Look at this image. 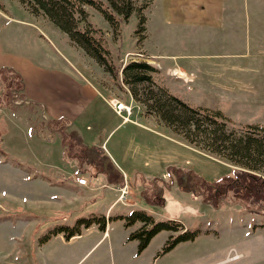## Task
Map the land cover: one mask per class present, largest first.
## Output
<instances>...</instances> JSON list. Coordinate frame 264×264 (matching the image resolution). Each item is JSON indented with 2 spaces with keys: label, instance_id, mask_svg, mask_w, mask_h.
Wrapping results in <instances>:
<instances>
[{
  "label": "rangeland",
  "instance_id": "obj_1",
  "mask_svg": "<svg viewBox=\"0 0 264 264\" xmlns=\"http://www.w3.org/2000/svg\"><path fill=\"white\" fill-rule=\"evenodd\" d=\"M89 10L109 40L120 68L118 77L72 44L68 33L50 18L31 12L20 0H0V68L19 72L28 90L46 102L52 93L84 95L80 89L87 90L91 82L105 85L113 92L107 97H120L131 105L129 117L136 120L134 113H145L144 105L127 101L121 66L141 50L189 71L193 79L187 82L166 72L167 66L157 74L189 104L222 110L234 123L231 129L248 122L264 124V0H152L144 9L147 29L139 45L137 13L121 23L115 36L103 14L93 7ZM62 54L87 78L78 71L80 77L71 73ZM3 84L0 80V264H264V206L234 196L232 189L223 198L209 199L205 192H196L190 180L182 179L193 169L208 182L218 181L213 188L222 190L220 179L235 175L241 166L190 143L153 115L148 120L159 127L160 137L133 133L122 124L107 139L129 173L128 177L122 172L124 177L131 181L126 197L116 201L118 185H102L100 176L99 187L90 183L94 171L107 164L116 166L104 154L105 147H92L105 156V166L96 167L90 158L72 163L64 156L61 136L41 127L45 118L40 106L27 102L19 91L12 96ZM102 107L92 104L89 113L95 114L91 124L103 127L98 133L106 135L120 118L114 114L113 124L103 126L99 112H110V107ZM79 164L88 185L79 186L69 177L78 176ZM171 165L185 171L179 180L176 173H169ZM143 189L149 196L159 189L163 199L147 202ZM136 208L146 209L157 220L179 219L185 229H162L139 251V240L129 234L141 222L128 226L126 216H121ZM82 216L94 220L88 226L77 223ZM63 224L70 228L62 229ZM186 230L192 237L168 244Z\"/></svg>",
  "mask_w": 264,
  "mask_h": 264
},
{
  "label": "trees",
  "instance_id": "obj_2",
  "mask_svg": "<svg viewBox=\"0 0 264 264\" xmlns=\"http://www.w3.org/2000/svg\"><path fill=\"white\" fill-rule=\"evenodd\" d=\"M31 12L50 18L62 30L68 33L72 44L82 47L85 52L96 59L104 70L118 77L120 68L115 63L109 40L105 36L102 27L96 25L91 19L89 8L99 10L109 21L112 32L119 36L121 23L128 21L133 13L139 16V27L136 34L139 42L146 36L144 9L152 0H20ZM138 54V55H137ZM137 56L127 60L121 66V77L135 100L144 105L146 114L155 115L174 132L182 135L187 141L200 148L220 156L233 164L242 167L235 175H226L222 181L224 188H213L218 181L208 182L193 169L188 170V177H182L184 181L190 180L195 191L205 192L209 199L218 200L226 196L230 189L234 196L252 200V203L264 206V124L260 122L242 124L240 129H231L227 115L220 109L211 106L191 105L180 98L170 88L158 79L160 68L150 61L148 53L137 51ZM0 80L4 88L12 96L18 94L25 96L24 81L22 75L13 68H0ZM11 103L14 101L9 99ZM39 105L38 103H35ZM40 106V105H39ZM42 110V109H41ZM43 114V111L41 112ZM43 117L45 118L44 114ZM69 121L65 118H47L41 127H47L61 137V144L66 148L64 156L82 160L92 159L91 164L96 167L105 166L103 156L94 152V148L87 145L77 130H68ZM59 124H62L59 126ZM105 157V156H104ZM170 174L176 173V179L185 173L183 168L173 166L168 168ZM84 170L78 165V176ZM110 183L121 186L125 182L124 174L116 167L105 166L103 170ZM92 174H90V177ZM186 178V179H185ZM179 186L186 188L187 185L177 182ZM120 184V185H119ZM172 184V182H171ZM186 189H191L186 188ZM146 196V201L156 198L159 201L161 191ZM145 198V197H144ZM223 198V197H222ZM151 202V201H150ZM126 216L127 225L137 221L141 226L131 231L130 238L139 240V251L143 250L151 239L162 229L181 230L185 229L183 221L176 218L157 220L154 214L144 208H136L129 216ZM94 218L80 217L77 223L90 225ZM107 218L104 217L102 226H105ZM62 229L68 230V224L61 225ZM79 227L77 228V230ZM51 233V232H50ZM74 233L70 229L69 235ZM188 230L180 233L168 244L192 237ZM49 236V235H48ZM172 236V235H171ZM47 237V236H44ZM167 244V245H168Z\"/></svg>",
  "mask_w": 264,
  "mask_h": 264
},
{
  "label": "crops",
  "instance_id": "obj_3",
  "mask_svg": "<svg viewBox=\"0 0 264 264\" xmlns=\"http://www.w3.org/2000/svg\"><path fill=\"white\" fill-rule=\"evenodd\" d=\"M148 54L150 56V61H153V63L156 64L160 69H163L165 66H167L166 69L164 68L166 70V72H168V71L171 72L172 70H175V69H179V70L181 69V71L183 70L185 73L189 74L188 73L189 71H187L180 64H178V65L176 64V65L172 66L171 63H169L168 61L163 62V61H160L159 59H156L155 54L152 55L149 52H148ZM62 55H63L64 59L72 65L71 66L68 63L66 64V67L71 71V73L79 76V74L77 73V71H78V72H80V74L82 76L87 78V75H84L80 70H78V69L76 70L73 68V67L76 68V66L72 64V61L65 54H62ZM157 55H159V54H157ZM168 56L170 57V55H168ZM172 68H174V69H172ZM54 71H55V69L52 70L51 72H54ZM95 81H97V79ZM72 82L73 81H71L70 83H72ZM38 83L41 86L46 85V82H44V81H41ZM90 84L91 85H88L87 90L80 89L82 91V93H84V95L77 94L75 92L73 94L69 95L67 93L70 91H68V92H65L64 97H62V96L55 95L52 93V94H49L50 101H47V102L44 101V99H42L39 95H37V93H33V92L29 91L27 86L25 85L24 86V93H25L24 98L29 103L30 102L38 103L40 105V108L43 111V114L47 115L48 118H60V117H62V118L67 119L69 121L68 125L72 126L73 128H75L78 131V133L83 137V139L87 145H89L91 147H96V148L105 147L104 154H107L108 159L109 160L111 159V162L114 163L116 165V167L118 169H120L121 172H123L126 176L129 177V175H128L129 173L127 172V170L125 168H123L118 163L116 156L113 154V151L110 150V148L108 147V145H107L108 137L111 135V133L116 128H118L122 124H126L128 126V128L133 131V133L142 134V133L148 132L150 134V136H154V138H155V136L160 137L157 134L161 135V131H159L160 130L159 127L158 128L155 127L156 125H154V124L152 125L150 120H148V118H150V116L152 117L153 114H146L143 111H140V112L134 113L136 120H134V119L131 120L132 118L131 119L130 118L129 119H123V116L120 115L114 109V107L111 105V103L109 101L110 100L109 98H111V97H107V96L113 95L111 88L107 89L105 85L101 87L100 84H99V87H97V86L93 85V82H91ZM125 91H126L125 97H127V101L133 100L134 98H133V96L129 90V87H127L126 85H125ZM52 98H53V100H52ZM116 98L121 99L120 97H116ZM95 103L98 106V108H101L103 110H104V108L102 106L110 107V112H108V111H106V113H105V111L99 112V115L102 117V120H103V123H102L103 126L109 125L111 123L113 124L112 120H113L114 114H116V116H118L120 118V121L118 123L110 126L111 129L108 131V133L106 135L98 133V132H100L99 130L103 129V127L101 128V126H99V125H97L98 126L97 127V126H94L91 124L93 121L92 119L95 116V114L90 115L89 107H91L92 104H95ZM45 119H47V118L45 117ZM97 134L100 136L99 138H97ZM166 136L170 141L173 140V138L171 136H168V135H166ZM152 144H153V142H152ZM154 145L152 148L153 150L156 149V147ZM70 161L72 163H74L75 159L70 158ZM75 166H77V165H75ZM74 175H75L74 173H70L69 177H70L71 181L77 183V185H79V186H83L82 184L78 183V180H77L78 176L75 177ZM99 176L104 178V183L102 185L113 184V183H110V181H108L109 180L108 176L104 172H99V173H96L95 175L91 176L92 181L90 180V183L91 182L93 183V188H97L100 186L99 183L96 184V180L98 179ZM128 177H127V179H129ZM115 194L117 195V193H115ZM118 200L119 199H117L116 201H118ZM114 203H115V200L111 201V203L108 205V207L112 206ZM230 256L235 257V254L230 255Z\"/></svg>",
  "mask_w": 264,
  "mask_h": 264
},
{
  "label": "built area",
  "instance_id": "obj_4",
  "mask_svg": "<svg viewBox=\"0 0 264 264\" xmlns=\"http://www.w3.org/2000/svg\"><path fill=\"white\" fill-rule=\"evenodd\" d=\"M172 74L174 75H178L179 77L184 78L186 81H188L189 79H192V75H180L179 73L176 72V70H172L171 71ZM110 103L113 105L114 109L123 116L124 119H129L130 114L132 113V106L127 104L126 102H124L121 99H117V98H113V100H109ZM124 112H126V114H124ZM78 183L82 184V185H88L89 184V180L85 175H81L78 176L77 178ZM131 185V181H129L127 179V177L125 178V182L123 185L118 186V189L120 191V196H119V200L126 197V194L129 192L128 187Z\"/></svg>",
  "mask_w": 264,
  "mask_h": 264
},
{
  "label": "bare ground",
  "instance_id": "obj_5",
  "mask_svg": "<svg viewBox=\"0 0 264 264\" xmlns=\"http://www.w3.org/2000/svg\"><path fill=\"white\" fill-rule=\"evenodd\" d=\"M175 70H176V72L179 73L180 75H187V73H185L184 71H181V70H179V69H175ZM232 259H235V258H232V257H231V260H232Z\"/></svg>",
  "mask_w": 264,
  "mask_h": 264
}]
</instances>
